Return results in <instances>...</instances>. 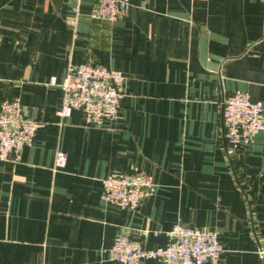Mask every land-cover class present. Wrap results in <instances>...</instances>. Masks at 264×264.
<instances>
[{
	"label": "crops",
	"instance_id": "crops-1",
	"mask_svg": "<svg viewBox=\"0 0 264 264\" xmlns=\"http://www.w3.org/2000/svg\"><path fill=\"white\" fill-rule=\"evenodd\" d=\"M129 3L107 22L88 0H0V99L18 96L38 121L19 160L0 159V264H125L108 258L115 235L148 228L155 247L176 222L216 229L219 264H264V129L229 147L221 119L232 91L264 103V0ZM84 61L124 75L100 125L57 113L67 65ZM131 166L155 193L135 209L102 200L103 177Z\"/></svg>",
	"mask_w": 264,
	"mask_h": 264
},
{
	"label": "built area",
	"instance_id": "built-area-1",
	"mask_svg": "<svg viewBox=\"0 0 264 264\" xmlns=\"http://www.w3.org/2000/svg\"><path fill=\"white\" fill-rule=\"evenodd\" d=\"M88 1L91 3L89 17L107 22L125 17L130 4L129 0ZM79 14L77 2L72 7L69 23L74 25ZM50 82L56 83V77L52 76ZM123 83L121 71L104 62L69 63L59 82L62 101L57 113L64 117L73 108H79L85 122L93 125L114 119L119 111ZM221 119L229 147L247 143L255 133L264 129V103L252 100L246 91H232L222 98ZM37 127L38 121L26 113L18 96L0 99V159L19 160L22 147L33 142ZM65 161V152L58 149L55 166H62ZM156 189L157 182L152 174L131 166L104 176L100 197L135 209L144 196L154 194ZM150 232L156 234V231L141 228L115 235L108 249V258L125 264H141L146 258H155L160 264H219L224 250L218 231L212 228L176 222L167 231L169 240L166 244L146 247L143 239ZM256 250L264 260V243H259Z\"/></svg>",
	"mask_w": 264,
	"mask_h": 264
}]
</instances>
